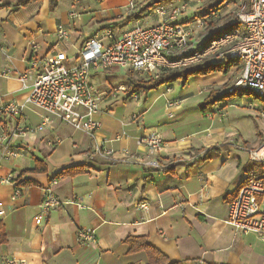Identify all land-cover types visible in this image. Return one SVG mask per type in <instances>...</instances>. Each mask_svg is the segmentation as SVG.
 I'll list each match as a JSON object with an SVG mask.
<instances>
[{"label":"crops","instance_id":"crops-1","mask_svg":"<svg viewBox=\"0 0 264 264\" xmlns=\"http://www.w3.org/2000/svg\"><path fill=\"white\" fill-rule=\"evenodd\" d=\"M96 1L95 9L78 10L79 17L71 19L70 12L59 5L52 10L48 0L21 8L14 0H0V107L26 103L31 75L35 73L32 62L36 59L55 51L72 61L84 41L100 29L114 25L123 32L138 23L152 26L159 21L154 9L131 23L125 22L149 0ZM220 1L211 9L204 7L210 0H182L165 6L171 12L185 4L186 12L180 19L195 24L205 21V15L216 20L232 14L230 0L222 5ZM245 2L248 0H237L236 8ZM196 8L199 13L195 17ZM92 22L96 25L89 27ZM59 25L68 30L67 40L58 39ZM6 69L10 73L2 75ZM107 72L95 74L93 82ZM26 73L30 77L22 83ZM236 74L239 66L235 64L227 75L216 72L192 77L185 86L178 82L164 85L145 95L148 107L131 117L112 112L139 96H104L98 115L101 129L94 138L55 117L39 130L42 112L27 104L22 119L4 121V129L0 125V208L6 216L0 220V264L5 259L16 264H150L145 252L130 253L124 243L130 236L146 237L172 263L264 264V250L258 247L260 239L243 236L226 223L229 203L246 177L264 175V171L258 175L252 168L251 163H260L251 162L247 152L264 141V124L253 122L255 135L250 138L236 132L244 144L241 149L227 142L235 129L224 123L217 127L216 115L209 109L204 113L199 107L213 88L228 87ZM101 83L98 90L106 93L108 82ZM167 102L173 106L168 107ZM155 112H163L165 118L146 120L148 113ZM155 132L164 140L158 153L141 142ZM3 136L19 150L18 158L3 155ZM96 144L104 145V152L111 153L95 154ZM155 160L160 162V170L147 165ZM37 161L47 171L28 173ZM81 166L86 170L80 175L55 178L64 169ZM24 173L33 185L4 182L10 175ZM48 193L71 203L44 216L38 225L36 219L42 215ZM142 199L149 204L147 210L136 207ZM89 229L96 230V241L79 240L78 232Z\"/></svg>","mask_w":264,"mask_h":264},{"label":"built area","instance_id":"built-area-1","mask_svg":"<svg viewBox=\"0 0 264 264\" xmlns=\"http://www.w3.org/2000/svg\"><path fill=\"white\" fill-rule=\"evenodd\" d=\"M185 10V5L176 6L171 12L166 6H160L154 10L159 17L155 25L144 26L138 23L123 32H119L114 25L100 29L84 41L72 61L55 51L36 59L32 62L35 73L31 75L32 85L26 103L14 102L0 107V125L4 129L3 122L7 119H22L25 106L30 105L42 112L39 130L49 124L50 117H55L94 138L101 129L98 119L100 102L108 94L95 87L93 76L116 67L140 75L159 77L165 71L197 65L206 60L234 61L239 66V75L229 86V92H253L264 99V0L242 3L236 12L239 27L207 45H204V37L191 42L192 30L180 19ZM69 16L77 19L79 13L72 10ZM69 36L63 25L57 27L59 40H67ZM9 73L6 69L2 75ZM29 77L28 73L23 75L22 83ZM166 90L170 92L171 88ZM118 91H126V88L114 93ZM167 104L168 107L173 106L171 102ZM2 141L5 157L16 159L20 156L19 150L12 147L11 141L7 142L6 136L2 137ZM141 142L155 153L164 147L163 138L156 132L144 137ZM102 146L96 144L94 153L109 155L111 152H104ZM236 146L244 149L240 144ZM247 152L251 162L264 164V141L259 147L248 149ZM147 165L152 169L161 168L158 160ZM16 180L15 175H10L4 182L16 184ZM69 203L52 193L46 194L42 215L37 217L36 223L41 225L44 216ZM136 207L138 210H147L149 204L142 199ZM5 216L6 212L0 208V220ZM226 223L237 233L243 236L254 235L264 242V175L259 177L250 174L246 177L238 194L229 203ZM77 237L84 242H95L96 230H81ZM1 264L16 262L5 259Z\"/></svg>","mask_w":264,"mask_h":264},{"label":"trees","instance_id":"trees-1","mask_svg":"<svg viewBox=\"0 0 264 264\" xmlns=\"http://www.w3.org/2000/svg\"><path fill=\"white\" fill-rule=\"evenodd\" d=\"M7 1V0H1ZM17 2L18 7H26L33 3L40 2L43 0H14ZM182 0H149L145 4H142L139 12L137 14H132L125 20L126 23H131L133 20H137L138 18L144 16L146 13L156 9L160 6L165 5H176L179 4ZM217 1V0H216ZM227 0H221L219 5H222ZM247 1V0H246ZM52 10H55L58 6L59 0H48ZM210 3L204 5L205 8H212ZM204 22L207 25L205 34H204V45L209 44L212 40L220 37L221 35L234 31L239 27V23L237 22L235 15L230 14L223 18H218L213 20L211 15L204 16ZM117 28V27H116ZM236 63L234 61H209L206 60L203 63L197 65H191L188 67H184L176 70H169L162 73L159 77H149L150 79L139 76V74L134 71H129L128 74V89L129 93L128 98H132L133 96L140 95H148L151 91L159 90L160 87L164 85H170L178 82L180 85L185 86L190 78L196 76H206L209 74H213L216 72H220L224 75H227L231 68ZM229 86L220 88L217 90L212 89L210 91V95L207 99L200 104V109L205 113L207 109H209V113L213 114L215 112L214 107L225 100L227 95H230ZM243 95V93H241ZM86 168L84 166L75 167V168H67L60 172L55 178H64V177H74L84 173ZM160 170V169H159ZM47 168L42 162L37 161V165L33 170L28 171L32 173H45ZM26 173L19 175L17 177L16 182H19L17 185L21 186H31L34 184L33 181H30L27 178H24ZM124 243L127 244L130 248V253H139L145 252L148 256L150 264H180V263H172L169 258L161 253L159 250L154 248L148 243L146 237H133L130 236L124 240Z\"/></svg>","mask_w":264,"mask_h":264},{"label":"rangeland","instance_id":"rangeland-1","mask_svg":"<svg viewBox=\"0 0 264 264\" xmlns=\"http://www.w3.org/2000/svg\"><path fill=\"white\" fill-rule=\"evenodd\" d=\"M73 0H59L58 5L60 9H65L66 11L71 12L72 10H78L83 12L84 10L87 9V11L95 9L97 7V1L96 0H76L74 4V8L72 9V3ZM202 3H205L204 0H202ZM212 6H215L217 4L216 0H210L209 2ZM207 4V3H205ZM204 4V5H205ZM185 5V4H184ZM230 7L231 13L234 15L236 11H238V8H236L237 5V0H230L228 3ZM180 6V5H179ZM58 7V6H57ZM84 7V8H81ZM201 9V8H200ZM197 11H195V17L196 13H199V8H196ZM226 10V7L223 6L222 12ZM186 12V10H185ZM227 14V13H226ZM194 17V18H195ZM93 23H88L89 27L93 26ZM153 23V21H151ZM96 25V23H94ZM128 26V25H124ZM188 29L192 30V37H191V42L199 41L201 38L204 36L205 32V27L206 24L204 23L203 20L198 21L195 24H191L190 22L187 24ZM88 27V28H89ZM129 70L127 69H121V68H113L112 70L108 71L107 74H100L98 76V81H94V85L97 89H99L100 85L102 84L103 80L108 82V89L107 86V92L105 93L106 95L108 94L107 98H117V96L121 97H126L128 99L129 93L127 92L128 89V74ZM239 74H236V76H232L231 82L228 84L230 86L235 82L236 78L238 77ZM144 78L150 79L149 77H146L144 75H140ZM106 85V83H105ZM126 91H117V90H125ZM214 90H217L216 88H213ZM208 92V90L206 91ZM104 94V95H105ZM115 95V96H114ZM158 95V93H155L154 96ZM165 98V97H164ZM140 99L139 102H137ZM135 100V99H134ZM127 101L121 108L113 111L112 113L114 115H123L126 117H131L133 114H140L142 107H148L145 95H140L138 99L135 101ZM124 100H122L123 102ZM164 100L162 99L160 101L163 102ZM101 104V102H100ZM144 104V105H143ZM221 106V108H220ZM224 106V107H222ZM233 106V107H232ZM219 107V108H218ZM156 106L154 108V111L156 110ZM227 110L225 111V109ZM156 113V112H155ZM264 113V99L258 97L255 93L253 92H245L243 95L241 93L236 92L230 95H227L225 100L218 103V106L216 107L215 112L212 114L213 116L216 115L215 117V122L216 126L218 127V124H226L229 127H232L235 129V134L232 137H228L227 142L231 141L234 145L240 144L244 147L243 142L241 141V135L236 132L242 133L246 138H250L255 135V128L253 122H258L259 124H264V117L261 116V114ZM222 114V115H220ZM164 113L162 112L159 114L157 112L155 115L148 113L146 115V120L148 121H153L157 122L161 119H164L165 117L163 116ZM222 116V117H221ZM257 116V117H256ZM137 117L134 116V120H136ZM252 168H254L256 171H258V175L262 174L261 172L264 171V165L262 164H252ZM259 242V243H258ZM258 247H261L264 250V242L258 241ZM263 243V244H262Z\"/></svg>","mask_w":264,"mask_h":264},{"label":"bare ground","instance_id":"bare-ground-1","mask_svg":"<svg viewBox=\"0 0 264 264\" xmlns=\"http://www.w3.org/2000/svg\"><path fill=\"white\" fill-rule=\"evenodd\" d=\"M219 38V37H218Z\"/></svg>","mask_w":264,"mask_h":264}]
</instances>
